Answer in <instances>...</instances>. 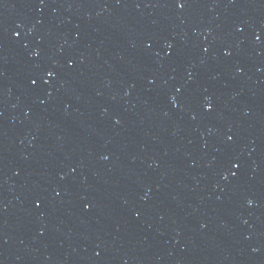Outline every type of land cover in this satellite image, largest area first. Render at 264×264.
Returning a JSON list of instances; mask_svg holds the SVG:
<instances>
[{
    "label": "water",
    "instance_id": "water-1",
    "mask_svg": "<svg viewBox=\"0 0 264 264\" xmlns=\"http://www.w3.org/2000/svg\"><path fill=\"white\" fill-rule=\"evenodd\" d=\"M0 264H264V9L114 0L1 30Z\"/></svg>",
    "mask_w": 264,
    "mask_h": 264
}]
</instances>
